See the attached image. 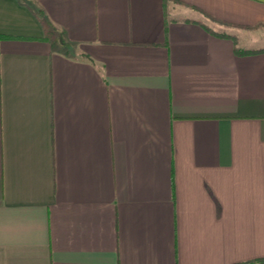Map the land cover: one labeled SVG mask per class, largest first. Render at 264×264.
<instances>
[{"label":"crops","instance_id":"1","mask_svg":"<svg viewBox=\"0 0 264 264\" xmlns=\"http://www.w3.org/2000/svg\"><path fill=\"white\" fill-rule=\"evenodd\" d=\"M260 23L264 0H0V264L263 258Z\"/></svg>","mask_w":264,"mask_h":264},{"label":"trees","instance_id":"2","mask_svg":"<svg viewBox=\"0 0 264 264\" xmlns=\"http://www.w3.org/2000/svg\"><path fill=\"white\" fill-rule=\"evenodd\" d=\"M205 16H207L210 20L212 21H216V22H219V23H223L225 24L224 21L222 20H219L211 15H209L208 13H205L203 12ZM257 27H264V24L263 23H260L256 26H254L253 28H257ZM213 32V31H212ZM48 35V37H51V38H54V33L53 31H49L48 33H46ZM218 35L220 36H224V34H221V33H217ZM255 51V50H253ZM236 52H248V51H245V50H239L238 48H236ZM233 264H264V257L263 258H256V259H251V260H248V261H244V262H238V263H233Z\"/></svg>","mask_w":264,"mask_h":264}]
</instances>
